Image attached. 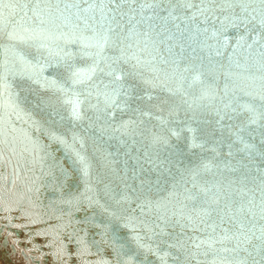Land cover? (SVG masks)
<instances>
[{
  "label": "water",
  "instance_id": "1",
  "mask_svg": "<svg viewBox=\"0 0 264 264\" xmlns=\"http://www.w3.org/2000/svg\"><path fill=\"white\" fill-rule=\"evenodd\" d=\"M68 3L46 15L43 1L0 0V86L22 93L2 111L39 104L55 121L33 122L20 157L0 130L5 259L40 264L55 240L41 219L89 231L80 216L92 239L130 235L126 255L100 235L103 255L81 252L103 264H264V30L222 25L230 10Z\"/></svg>",
  "mask_w": 264,
  "mask_h": 264
},
{
  "label": "bare ground",
  "instance_id": "2",
  "mask_svg": "<svg viewBox=\"0 0 264 264\" xmlns=\"http://www.w3.org/2000/svg\"><path fill=\"white\" fill-rule=\"evenodd\" d=\"M11 1H17V0H11ZM38 1V3H40L41 1H43L45 3V9H43L44 14L48 15V13H56L58 12L57 10L60 9H69V3L68 0H36ZM82 4V2H81ZM80 4V5H81ZM79 5V6H80ZM5 9H7L5 7ZM8 12H10V14H8L5 18V22L6 23H14L13 21H16L17 19H19V17H17L14 13V9L12 7L8 8ZM16 16V17H15ZM10 56L6 53L3 52V57L0 61L2 62H7L9 60ZM195 67H198L197 65H193ZM12 83L7 82L6 85L4 86H0V89L4 90V97L5 98H0V130L3 131V135H17V137L14 139V143H18L17 145H14L16 148V152H17V156H21L23 154L20 153V148L24 150L23 153L26 152L27 148V143L33 141L32 137H30L29 135H32V131H31V126L35 125V123H33L34 121H40L38 120L39 118H49V119H45L47 122H55L54 120H50L53 117V113H49V114H39V108L40 105L38 104V112H29V110H27L24 107V104H17L14 103L13 107H11V112L12 114L6 112V115L4 113V110L2 111V106L5 107V105L3 103H7L6 101L8 100L10 103L12 101H14V99L16 97H22V93L20 95V93L18 94V89L15 87H12ZM26 98V97H25ZM27 107V106H26ZM35 111V110H34ZM3 114V116H2ZM39 125V124H38ZM21 143V145H20ZM30 144V147L34 148V150L30 149L29 154L33 155H38L39 151L38 149H36L37 146H34ZM20 147V148H19ZM29 149V148H28ZM25 166H28L26 163H24ZM41 180L43 181V179L40 178V182L39 184H41ZM47 196H50L51 193H49L48 191L46 192ZM54 205V203H53ZM72 214V212H71ZM82 217V216H81ZM50 219V221H48ZM55 219L54 217H46L41 219L40 222H46L41 228L40 231L41 233H43V235H50L52 236L55 240H54V246H52V244L50 245L52 248L51 250L47 251V254H44L41 258L40 264H103V257L100 259L99 256L95 257V258H89L88 255H92V252H96L99 255H103V252L100 253V251L103 250V246L100 247L98 244L101 242V240H103L102 238H99V235L102 237L104 236V240H106V242L108 241V238H111L113 240V242H115L114 246H115V250L118 249V251L120 252L121 255H126L127 253V247H129L127 245V242L129 243L130 240V235L128 233L125 232H120L119 230H115L112 229L111 230V226L105 230H108L107 232H111L109 235L105 236L104 233L102 232H97L99 235L94 237L93 239L90 238L91 237V233L95 230H99L96 228L97 225H94L92 223H95L94 219H82L80 218V216H78V218H76V220L78 221V219L82 222H86L88 225L87 227H89V231H84V227L85 224L83 226V228L79 227V224H76L77 222L73 219L70 218H65V217H61L59 224L58 223H53L51 220ZM70 219V220H69ZM100 222L101 224L98 225L102 230H103V217L100 218ZM33 221L35 222V219H33ZM78 227V228H77ZM50 228V229H48ZM104 230V231H105ZM101 231V230H99ZM2 229L0 228V264H13V263H9L6 259H5V253H7L8 251V247L7 245H10L9 240L6 241V238L2 236ZM119 243L120 247L117 248L116 243ZM58 247H55L57 246ZM64 247V252L61 250ZM88 247H91L94 251H88L86 253H81L85 250H87ZM59 248V250H61V256H60V251H57V253L54 255L53 253H50L51 251H56ZM106 252H108L110 254V248L106 247ZM112 249V248H111ZM50 253V254H49ZM74 253L76 255L79 256V258L75 259L74 258ZM59 256L60 258L58 260L54 259L55 257ZM140 255V256H139ZM143 253L141 252L140 254H138V258L141 259L142 258ZM22 257H16V260L18 261V263L16 264H34L33 262L37 263V260H33L31 258H27L25 255L21 254ZM111 256L114 258V256L111 254ZM57 258V257H56ZM14 259V258H13ZM15 260V259H14ZM60 260V261H59ZM113 260V259H111ZM20 262V263H19ZM123 262V261H120Z\"/></svg>",
  "mask_w": 264,
  "mask_h": 264
},
{
  "label": "snow or ice",
  "instance_id": "3",
  "mask_svg": "<svg viewBox=\"0 0 264 264\" xmlns=\"http://www.w3.org/2000/svg\"><path fill=\"white\" fill-rule=\"evenodd\" d=\"M109 3L115 5L117 9L122 7L124 4H136L138 0H108ZM162 3H167L170 7L168 8L169 15L171 16L172 12L176 10V8H193L197 9V13H203L205 11L212 13L215 9H219L221 12L229 11V15L224 17V20H221L220 23L223 25L226 20L228 24L233 27H240L243 25L247 28L248 24H253L255 28L260 30H264V0H199V3H194L193 0H151V2L145 3L144 0H139L140 7H158ZM259 4V9L253 8L252 12H249V8L253 4ZM204 4L205 7H201L200 5ZM239 9V11H237ZM253 12L255 14H253ZM195 19V15L192 17ZM115 16H113V20ZM227 28L222 29V31H226ZM207 31V29H205ZM213 35H216V32H213ZM120 77L117 76L116 79ZM73 116L76 119H79V110L78 104L74 103L73 106ZM255 122L254 120L252 121ZM256 239H260L257 237ZM247 243H251V240H247ZM199 247V245H196ZM254 247L259 248L261 251H264V246L262 245H254ZM247 251V249H243ZM251 254V253H250Z\"/></svg>",
  "mask_w": 264,
  "mask_h": 264
}]
</instances>
